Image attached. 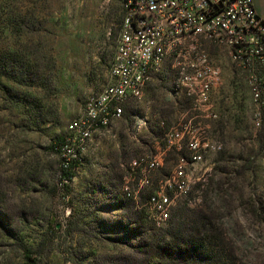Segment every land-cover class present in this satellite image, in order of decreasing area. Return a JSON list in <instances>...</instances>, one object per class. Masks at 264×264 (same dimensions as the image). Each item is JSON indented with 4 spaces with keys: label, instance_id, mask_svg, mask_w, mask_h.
I'll return each mask as SVG.
<instances>
[{
    "label": "rangeland",
    "instance_id": "374dc122",
    "mask_svg": "<svg viewBox=\"0 0 264 264\" xmlns=\"http://www.w3.org/2000/svg\"><path fill=\"white\" fill-rule=\"evenodd\" d=\"M125 17V0H0V264H264V108L224 48L207 50L223 71L212 119L191 121L184 98L199 105L167 70L94 131L64 186L54 144L111 86ZM205 141L218 152L192 165ZM183 173L155 222L152 195Z\"/></svg>",
    "mask_w": 264,
    "mask_h": 264
},
{
    "label": "built area",
    "instance_id": "2783aa9c",
    "mask_svg": "<svg viewBox=\"0 0 264 264\" xmlns=\"http://www.w3.org/2000/svg\"><path fill=\"white\" fill-rule=\"evenodd\" d=\"M125 8L130 10V19H125L121 62L113 69L112 87L109 92H102L101 88L93 95L84 116L73 121V128L58 148L66 171L75 172L77 169V147L83 145L90 125L105 124L110 115L124 114V102L131 98L132 89L147 76L155 74L161 43L168 36L190 34L191 22H200L197 34L213 31V36H221L222 41L228 42L236 64L245 66L250 76L258 81L259 103L264 108V19L257 14L254 0H125ZM191 62L196 66V74L187 76L183 70V85L185 78L206 79L208 69L216 68L202 58ZM174 130L168 133L172 145L177 141ZM216 152L218 149L205 141L203 151H195L191 163L196 166L205 160L207 153ZM154 170H157L156 165L146 162L140 170L133 172L149 175ZM186 181L187 175L183 173L170 190L160 189L158 194L152 195L148 208L155 222L158 207L164 205L165 197L182 193ZM133 196L134 192L130 191V198Z\"/></svg>",
    "mask_w": 264,
    "mask_h": 264
},
{
    "label": "bare ground",
    "instance_id": "6f19581e",
    "mask_svg": "<svg viewBox=\"0 0 264 264\" xmlns=\"http://www.w3.org/2000/svg\"><path fill=\"white\" fill-rule=\"evenodd\" d=\"M126 19H130V10L126 17ZM124 25L122 27V32L120 35V39L117 45V53L115 56L114 66L112 68V84H113V69L115 66L120 65L121 62V54L120 50L123 45L124 40ZM197 29H200V22H191L190 25V34H178L174 36H168L165 38V41L161 43V55L158 58L156 63L155 73L161 71L163 64L168 60H173V66L177 70V87L184 90L186 95L195 100L196 104L198 105H209L210 98H211V90L215 89V86L219 83V71L218 69H208V76L206 79H200L199 77H190L185 78V85L184 84V77H182V72L185 70L187 76H194L196 74V66L193 62L194 59L202 58L206 63H209L208 55L206 54L205 50L202 49L201 44L204 41H211L223 45L228 48V42L222 41L221 36H213V31H205L203 35L197 34ZM229 49L230 57L232 58L233 62L236 64L234 57L231 55V49ZM169 51H178V52H169ZM237 65V64H236ZM247 73L248 70L243 65H237ZM151 76H147L144 81L140 84H137L136 88L132 89V96L131 98H140L143 94V91L146 85L150 82ZM249 82L252 88L253 99L254 101L261 107L259 103V83L254 78L251 77L249 74ZM107 87V89L103 92H109V89L112 87ZM208 87V88H207ZM130 99V98H127ZM126 99V100H127ZM122 115H110L105 124H91L90 128L87 130V136L83 145H78L77 147V157L82 156L86 149L87 144L91 140L93 133L95 130L101 127H110L114 120L121 119ZM137 125L140 127V122H137ZM198 147L196 144L195 149ZM162 208V206H160ZM162 220L168 219L169 215L166 210H162Z\"/></svg>",
    "mask_w": 264,
    "mask_h": 264
},
{
    "label": "crops",
    "instance_id": "0c3cea01",
    "mask_svg": "<svg viewBox=\"0 0 264 264\" xmlns=\"http://www.w3.org/2000/svg\"><path fill=\"white\" fill-rule=\"evenodd\" d=\"M254 7H255V10H256L257 14L262 19H264V0H254ZM205 47L207 48V50L209 51V53L211 54V56L214 59H217V57H220V54H219L220 51L218 49L219 48H224L225 50L223 49V51H224V54H225L226 58H228L230 60L231 64L234 67H236L237 70H239V71L242 72L243 69H241L239 66H237L233 62V60H232V58L230 57V54H229V49L227 47H221V46L215 45V44H213L211 42H205ZM217 50H218V52H217ZM220 50H222V49H220ZM217 66L221 70V78H220L219 83L215 86V89H214L215 93L222 86V83H223V71H222V68L219 65H217ZM167 70H169L170 72H172L174 74V80H173V84H172L171 90L173 91L172 94L173 93L175 94V81H176V78H177V75L178 74H177L176 70L173 68V60L167 61L164 64V66L161 69V71L159 73H157V74H154L151 79L153 80L154 79V76H158L159 74H162L163 72L164 73H167ZM214 94L212 95V98H211V101H210V105H199L197 107H195V105L193 104V102L190 99L184 98V100L186 101V103L189 104V105H191V109L190 110L195 113V115L191 119V121H193L194 119H202V118L212 119L211 115L212 114H216L215 113L216 112V110H215V102L213 100ZM137 101L138 100H132L128 104H126L124 106V115H125V109H126V107L127 108L128 107H131L134 103H137ZM124 115H123V117H124ZM132 118H133L132 119V124L135 123V120L139 119L138 117H134V116H132ZM141 118H144V117H141ZM122 119H120V120H122ZM144 119H146V121H148L147 118H144ZM120 120L114 121L112 125H114L116 122H119ZM189 124H191V123H189ZM144 127L145 126H143L140 130L142 131V129ZM110 129H111V127L109 129H105V130H110ZM141 131H139V132H141ZM133 134L135 136L134 138H137L138 136H140L139 135L140 133L137 135V133L134 132Z\"/></svg>",
    "mask_w": 264,
    "mask_h": 264
},
{
    "label": "trees",
    "instance_id": "16d2710c",
    "mask_svg": "<svg viewBox=\"0 0 264 264\" xmlns=\"http://www.w3.org/2000/svg\"><path fill=\"white\" fill-rule=\"evenodd\" d=\"M128 13H129V10H126V17H127V15H128ZM126 17H125V19H126ZM124 22H125V20H124ZM124 25V24H123ZM205 42H211V41H204L203 42V44H201V47H202V49H204L205 50V52H206V54H207V49H206V47H205ZM211 43H214V44H217V45H220V44H218V43H215V42H211ZM220 46H223V45H220ZM225 47V46H224ZM208 55V54H207ZM169 61V60H168ZM167 62V61H166ZM165 62V63H166ZM164 63V64H165ZM164 64H163V66H164ZM163 66H162V68H163ZM16 68V67H15ZM173 68L176 70V68L173 66ZM160 72V71H159ZM159 72H156L155 74H157V73H159ZM176 72H177V70H176ZM249 74V73H248ZM151 78H152V76H151ZM23 79L24 80H26V81H28L29 80V78H28V76H23ZM176 87H177V82H176ZM180 89V88H179ZM182 90V89H181ZM184 91V90H183ZM185 92V91H184ZM186 94V93H185ZM187 96V95H186ZM188 97V96H187ZM188 98H190V97H188ZM138 98H130V99H127L125 102H127V101H132V100H137ZM122 116H123V114H121ZM101 128H106V127H101ZM65 140H66V136L65 137H63V138H60L59 139V141L57 142V143H55L54 144V146L56 147V150H57V152L59 153V147L65 142ZM80 157L81 156H79V157H77V160H79L80 159ZM63 168H64V162H63ZM62 168V170H63V182H64V180H66V181H68V182H70L72 179H73V176H74V172H71V171H66L65 169H63ZM65 184H67V183H65L64 182V186H65ZM63 185V184H62ZM180 242L179 241H176V243H175V249L176 250H178L177 251V253H181V254H186V256H188L189 254L188 253H186V252H184V251H182L181 250V248H180ZM163 252L165 253V254H167L168 255V257H170L171 259L172 258H174L175 257V255H174V253H172L171 252V250H167V248L166 247H164L163 248ZM175 250V251H176ZM28 259L29 260H31V257L30 256H28Z\"/></svg>",
    "mask_w": 264,
    "mask_h": 264
}]
</instances>
